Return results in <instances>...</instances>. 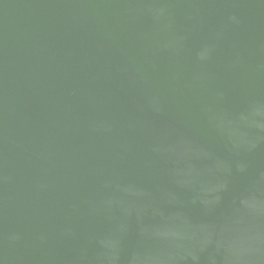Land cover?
<instances>
[{
	"label": "water",
	"instance_id": "obj_1",
	"mask_svg": "<svg viewBox=\"0 0 264 264\" xmlns=\"http://www.w3.org/2000/svg\"><path fill=\"white\" fill-rule=\"evenodd\" d=\"M0 264H264V0H0Z\"/></svg>",
	"mask_w": 264,
	"mask_h": 264
}]
</instances>
